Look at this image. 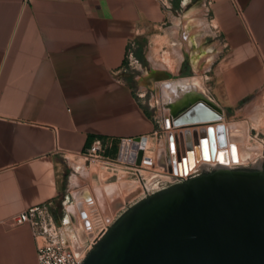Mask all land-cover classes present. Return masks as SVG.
Masks as SVG:
<instances>
[{
	"label": "crops",
	"instance_id": "0c3cea01",
	"mask_svg": "<svg viewBox=\"0 0 264 264\" xmlns=\"http://www.w3.org/2000/svg\"><path fill=\"white\" fill-rule=\"evenodd\" d=\"M192 1L209 63L195 73L186 55L182 76V63L174 73L157 64L132 85L121 73L129 39L141 62L154 38H166L174 56L183 48L191 53L183 38L178 46L170 25L174 9ZM193 46L192 56L202 54ZM172 77L202 89L222 110L225 126L245 123L249 134L262 127L264 0H171L168 10L159 0H0V264H38L29 226L12 218L48 201L65 245L77 255L94 247L111 226L112 209L119 216L121 201L112 206L74 175L66 186L69 174L81 170L73 164L97 137L153 139L165 130L164 114L157 117L159 88ZM146 91L158 100L157 112L137 95ZM191 94L181 97L186 106L176 114L188 109Z\"/></svg>",
	"mask_w": 264,
	"mask_h": 264
},
{
	"label": "water",
	"instance_id": "95a60500",
	"mask_svg": "<svg viewBox=\"0 0 264 264\" xmlns=\"http://www.w3.org/2000/svg\"><path fill=\"white\" fill-rule=\"evenodd\" d=\"M198 105L188 101V109L174 114L172 125L212 122L214 118L195 113ZM189 112L193 117L187 119ZM210 132L208 128V138L202 137L193 150H182L181 162L198 148L205 156L206 138L215 145ZM217 145L225 146L220 136ZM141 158L139 151L136 166ZM81 264H264V171L215 170L147 196L95 242Z\"/></svg>",
	"mask_w": 264,
	"mask_h": 264
},
{
	"label": "rangeland",
	"instance_id": "374dc122",
	"mask_svg": "<svg viewBox=\"0 0 264 264\" xmlns=\"http://www.w3.org/2000/svg\"><path fill=\"white\" fill-rule=\"evenodd\" d=\"M192 7L199 9V7L195 5L194 2L192 1L191 4H188L183 8L174 9L173 15L175 17H180L181 14L183 15L188 9H191ZM172 25L173 22L170 26ZM173 33L175 32L173 31ZM175 35L178 37V33H176ZM176 38H174L176 40V43L178 44V42H180L182 44L183 41L182 38L181 37H178V39ZM194 44L196 47L194 53L199 54V52H202V54H199L197 57L192 58L194 59L193 60L194 63H192L191 55L187 54L188 50H185V48L182 49L181 54L179 56H174L172 53L168 52V50L165 48L167 46L166 38L163 39L154 38L153 44L151 45L152 49L145 48V51L143 52V57L145 59L143 62H141L140 58L137 57L138 55H140V52L136 50L135 55L136 58L139 60V66L137 67V69L126 72L122 71L121 73L122 75L125 76V79H127L132 83V85L134 84L139 85L142 82L143 75L145 77L148 75V73L150 74L151 72H153V70H156L155 68L157 64L164 66L166 70L172 71L174 73V69L176 68L177 63H182V61H184L183 57H186V55H188V59L191 61L193 72L197 73L200 67L201 68L204 67L201 64L206 63L210 58L207 57L208 53L207 51H205L207 46L203 45V40L198 39L197 41H194ZM185 45L188 46L186 43ZM176 57H178L177 60ZM188 59H185V62L182 63L179 77L183 75L184 73L183 71L185 70ZM194 67L196 69H194ZM171 79L173 80L171 82L182 81V80H177V77H172ZM155 93H156L155 95H157V92ZM137 95L141 96L140 98H142L144 102V106L146 108L149 109L150 104H153V112H157L158 100L154 99L151 102L150 91L137 92ZM160 110H161L160 112L158 111V115L156 114L157 117H160L159 113L161 112L162 114H164V117H166V114H168V112H165L166 110H164L161 107ZM235 125H233L234 128L233 132L235 139L241 142V144L243 145L245 144L244 145L245 147H256L258 148L259 151L258 154H256V158L253 160L254 162L252 161L253 163H246L242 166L234 167L229 170L255 171L260 169L264 171V135H263L264 130L262 131V133H260L261 129L263 128L264 121L261 124L262 127L260 126L259 129L258 128L256 129V131H252L251 134H249L250 130L247 129L245 123L243 125H239V124H235ZM238 128H240L241 130L240 129L238 130ZM243 130L245 131L244 133ZM172 132H175V130L170 129L169 131H166L162 129L159 131L157 136H154L153 139L148 138L149 145L146 151L144 152V154L152 158V161L154 162L152 164L153 166L141 168L136 165L132 166V165L116 162L115 159L117 154V146L115 145L113 151L108 153V156L111 159L110 162L99 161L88 165L85 164L81 158L76 159V162L73 164V167L77 165H82L81 170L77 174H73V171L71 174H69V178L66 180L67 181L66 186L70 185L72 181L71 179L72 175H74L76 177L77 184L81 185L82 181H85L90 188L89 190L95 196L103 195L105 199H111L112 206L115 201L120 199L121 211L119 212L120 213L119 216L118 213L115 214L114 210L112 209V216H111L112 223L110 226L112 227L121 218V216H123L135 203L146 198L147 196H151L155 194L157 191L163 188H167L175 183H179V180H177V178H173L172 176L168 175L162 168H160L156 161L158 160V158L161 157V155L164 154L165 147L168 144V136ZM255 132H259V133L256 134ZM113 152L114 154H112ZM161 166H163V164ZM214 171L215 169L213 168L197 169L196 171L191 173V175H189L190 177L188 176L184 182L192 179V177L194 178L195 176L198 175L202 176V175L211 174ZM146 185L149 186L148 189H146ZM92 219L93 218L90 217V220Z\"/></svg>",
	"mask_w": 264,
	"mask_h": 264
},
{
	"label": "bare ground",
	"instance_id": "6f19581e",
	"mask_svg": "<svg viewBox=\"0 0 264 264\" xmlns=\"http://www.w3.org/2000/svg\"><path fill=\"white\" fill-rule=\"evenodd\" d=\"M199 10L195 8L188 9L183 15L180 17H175L173 20L174 27L172 28L175 33L180 34V37L183 38L184 42L188 45L193 46L194 41L198 39H204V24L202 19H200ZM175 35V34H174ZM182 44L178 42V46ZM207 51L209 57L211 59V49L207 47L205 49ZM203 58V57H202ZM182 59V57H181ZM210 59L206 62L209 63ZM194 63V62H192ZM201 63V62H200ZM201 64L205 66V64ZM198 64V62H197ZM200 65V66H201ZM156 66V65H155ZM155 68V67H154ZM157 68V67H156ZM194 69H196L194 67ZM148 76V75H147ZM152 79V78H151ZM196 83L198 80L194 79ZM161 81V80H160ZM201 82H199L200 84ZM174 82L164 81L159 88L160 93V107H163L165 112L171 113L170 117L166 120L163 118V126L169 128V130L174 129L178 132L177 136V146L178 151L176 150L175 139L172 136L173 142L170 143V149L168 144L165 147V152L158 158L157 164L160 168H162L168 175L173 178H180L184 176H188L197 169L200 168H213L215 170H229L234 167L242 166L246 163H253L256 158V154H258V148L256 147H245L241 142L235 139L234 136V128L230 126H225L224 116L222 110L211 100H209L202 89L196 86L192 80H182L178 82L175 86ZM193 93L191 94V102L194 99L197 101L195 103H199L198 107L195 109V113H197L202 118H211L212 122L204 123L205 125L199 127H189V128H181L183 126L174 127L172 122L175 120L174 114L178 113L177 111L186 106L184 104V100L182 101L181 97L186 95L187 92ZM181 113V112H180ZM193 113L189 112L186 118H192ZM219 119V120H218ZM167 123H166V121ZM208 128H211L210 134H212V138L214 140V144L211 146L208 138ZM230 128V129H229ZM177 135V134H176ZM204 135V136H203ZM219 136L224 139L225 146L223 148H219L217 145V141L219 140ZM202 137H207L206 141L203 143L204 147V155L203 158L200 154V148L195 150V153L192 155H185V162H181L182 160V150L185 154L186 150L192 149L194 145H200V139ZM180 139H182V145L180 144ZM212 140V139H211ZM213 144V142H212ZM149 145V140L144 139L139 142L134 143L129 147L130 152L124 154V161L129 164H135L139 151L142 152V158L140 165L138 167H149L153 166L154 163L150 156L144 154L147 147ZM230 146H232L230 148ZM174 152L171 154L170 151ZM193 150V149H192ZM188 157V159H186ZM143 158H148L150 163H145ZM172 158H174L175 162H172ZM156 159V158H154ZM253 161V162H252ZM163 164V166H161ZM82 166V165H81ZM174 167L176 168V173L174 172ZM170 170V171H169ZM170 172V173H169ZM149 186L146 185V189Z\"/></svg>",
	"mask_w": 264,
	"mask_h": 264
},
{
	"label": "built area",
	"instance_id": "2783aa9c",
	"mask_svg": "<svg viewBox=\"0 0 264 264\" xmlns=\"http://www.w3.org/2000/svg\"><path fill=\"white\" fill-rule=\"evenodd\" d=\"M170 2L171 0H159L161 7L165 10L170 8ZM137 48L138 45L136 40L134 38L129 39L125 53L126 62L123 67V72L137 69L139 66V60L135 55ZM144 139L148 138L144 136L140 137V141ZM134 143H136L134 138H120L118 140H113L112 138L97 137L92 141L89 147L79 155V158L88 165L99 161L110 162L111 159L109 158L108 153L112 152L116 145L117 154L115 161L133 166L135 164H129L124 161L123 156L126 151L128 153L130 152L129 147ZM188 176L180 177L177 180H179V183L184 182ZM54 208L53 201H48L38 206L25 209L15 215L12 218V222L16 226L23 224L29 226L31 236L36 245L38 264H81L91 246H89L83 254L76 255L65 245L61 237L60 228L53 214ZM107 231L108 229H104L101 232L100 236L94 241L93 246Z\"/></svg>",
	"mask_w": 264,
	"mask_h": 264
},
{
	"label": "flooded vegetation",
	"instance_id": "af4514ba",
	"mask_svg": "<svg viewBox=\"0 0 264 264\" xmlns=\"http://www.w3.org/2000/svg\"><path fill=\"white\" fill-rule=\"evenodd\" d=\"M177 134V135H176ZM172 136H173V138L175 139V144H176V150H177V152L179 153V151H178V146H177V142H176V140H177V136H178V133H177V131L175 130V132L173 133V134H171V138H170V140H169V142L168 143H172L173 142V139H172ZM195 146V145H194ZM194 146H193V148H194ZM169 147V150H171L170 149V146H168ZM192 148V149H193ZM191 148H190V150H192ZM190 150H186V152L185 153H187L188 151H190ZM183 158V157H182ZM182 160V159H181ZM195 177H200L199 175L198 176H195ZM194 177V178H195Z\"/></svg>",
	"mask_w": 264,
	"mask_h": 264
},
{
	"label": "trees",
	"instance_id": "16d2710c",
	"mask_svg": "<svg viewBox=\"0 0 264 264\" xmlns=\"http://www.w3.org/2000/svg\"><path fill=\"white\" fill-rule=\"evenodd\" d=\"M112 154H114V152H113ZM112 154H111V155H112Z\"/></svg>",
	"mask_w": 264,
	"mask_h": 264
}]
</instances>
